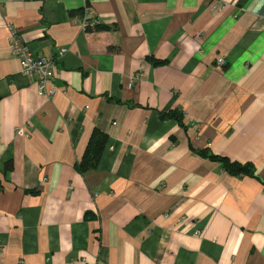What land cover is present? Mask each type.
Masks as SVG:
<instances>
[{"label": "crops", "instance_id": "crops-1", "mask_svg": "<svg viewBox=\"0 0 264 264\" xmlns=\"http://www.w3.org/2000/svg\"><path fill=\"white\" fill-rule=\"evenodd\" d=\"M0 264H264V0H0Z\"/></svg>", "mask_w": 264, "mask_h": 264}, {"label": "built area", "instance_id": "built-area-1", "mask_svg": "<svg viewBox=\"0 0 264 264\" xmlns=\"http://www.w3.org/2000/svg\"><path fill=\"white\" fill-rule=\"evenodd\" d=\"M99 22V19L93 12L87 9L82 17L81 24L83 26L92 25ZM10 42L13 54L19 60L21 70L29 75H38L37 90L39 93L50 94L54 91V87L45 88V84L53 77V58L45 55H35L24 39L21 37L16 27H11ZM225 57L218 56L217 63L224 65ZM18 133H22V127L17 128Z\"/></svg>", "mask_w": 264, "mask_h": 264}, {"label": "trees", "instance_id": "trees-1", "mask_svg": "<svg viewBox=\"0 0 264 264\" xmlns=\"http://www.w3.org/2000/svg\"><path fill=\"white\" fill-rule=\"evenodd\" d=\"M114 26H110L104 23H95L92 25H86L85 29L87 31L91 30H102V29H112ZM168 114L174 116L176 119L181 120L180 116L173 110L168 111ZM106 142V134L100 131L98 128H94L91 136L86 145L83 158L80 161L82 167H95L96 163L99 159L101 151ZM204 156H207L210 159L217 160L221 163L222 167L232 174H239L242 172H252L253 166L250 162H240L235 159H231L230 157L222 154H216L211 152L210 150L203 148L197 150Z\"/></svg>", "mask_w": 264, "mask_h": 264}]
</instances>
